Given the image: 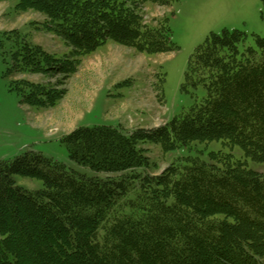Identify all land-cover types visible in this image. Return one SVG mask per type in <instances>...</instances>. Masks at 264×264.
<instances>
[{"label": "trees", "instance_id": "1", "mask_svg": "<svg viewBox=\"0 0 264 264\" xmlns=\"http://www.w3.org/2000/svg\"><path fill=\"white\" fill-rule=\"evenodd\" d=\"M148 1L19 0L18 10L47 16L75 58L26 43L13 55L16 70L70 76L108 40L151 54L176 50L169 18L146 20ZM254 40L240 29L211 32L182 85L197 101L164 124L132 132L95 124L63 136L70 159L91 174L33 150L0 160V264H264V172L232 151L204 158L198 147L222 141L264 163V37ZM25 85L26 100L44 107L66 93ZM148 141L186 151L185 163L148 172ZM16 174L43 187L20 186Z\"/></svg>", "mask_w": 264, "mask_h": 264}, {"label": "rangeland", "instance_id": "2", "mask_svg": "<svg viewBox=\"0 0 264 264\" xmlns=\"http://www.w3.org/2000/svg\"><path fill=\"white\" fill-rule=\"evenodd\" d=\"M18 1L0 0V160L33 150L88 174L93 171L70 159L63 136L95 124L120 125L127 132L164 124L197 101L182 85L191 55L211 32L240 29L253 46L255 34L264 37L263 0H173L167 6L149 0L146 20L157 24L167 16L176 50L151 54L108 40L82 56L77 72L70 76L20 72L13 55L26 43L41 46L59 60L73 59L75 54L46 28L44 13L20 11ZM25 81L56 86L66 93L54 106L32 104L25 98L29 93ZM141 146L152 162L150 173L160 174L172 161L185 163L186 151L165 153L149 141ZM198 147L204 158L210 151H232L250 168L264 172V163L247 158L239 146L231 150L215 140ZM14 178L28 189L43 187L37 178L19 174Z\"/></svg>", "mask_w": 264, "mask_h": 264}]
</instances>
